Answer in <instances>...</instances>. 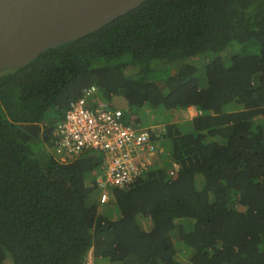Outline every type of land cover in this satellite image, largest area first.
I'll list each match as a JSON object with an SVG mask.
<instances>
[{
  "label": "trees",
  "instance_id": "obj_1",
  "mask_svg": "<svg viewBox=\"0 0 264 264\" xmlns=\"http://www.w3.org/2000/svg\"><path fill=\"white\" fill-rule=\"evenodd\" d=\"M208 55L203 72L173 66ZM90 85L129 125H140L133 111L172 118L167 155L111 190L118 214L108 217L98 212L102 154L61 163L51 151L69 102ZM189 107L198 114L179 123ZM89 254L264 264V0H146L0 72V264H86Z\"/></svg>",
  "mask_w": 264,
  "mask_h": 264
},
{
  "label": "built area",
  "instance_id": "obj_2",
  "mask_svg": "<svg viewBox=\"0 0 264 264\" xmlns=\"http://www.w3.org/2000/svg\"><path fill=\"white\" fill-rule=\"evenodd\" d=\"M161 132V128L143 129L125 123L121 112L113 110L100 98L98 88L90 85L69 102L54 129L51 151L61 163L82 154L101 153L103 170L98 178V202L105 205L110 201L111 190L129 187L154 166Z\"/></svg>",
  "mask_w": 264,
  "mask_h": 264
},
{
  "label": "water",
  "instance_id": "obj_3",
  "mask_svg": "<svg viewBox=\"0 0 264 264\" xmlns=\"http://www.w3.org/2000/svg\"><path fill=\"white\" fill-rule=\"evenodd\" d=\"M146 0H0V72L79 39Z\"/></svg>",
  "mask_w": 264,
  "mask_h": 264
},
{
  "label": "rangeland",
  "instance_id": "obj_4",
  "mask_svg": "<svg viewBox=\"0 0 264 264\" xmlns=\"http://www.w3.org/2000/svg\"><path fill=\"white\" fill-rule=\"evenodd\" d=\"M229 56V51H227L224 56ZM201 58V59H200ZM212 57L211 56H205V57H199L198 60H191V59H186L183 61H179L176 62L173 66L177 67L180 66V64H194L195 66H197L200 71L203 70V66L211 61ZM203 72V71H202ZM133 114H136L137 117H139L140 119V125H138V127L140 128H145V129H149L147 128L148 126L152 125V127H156V128H161V130L163 129V127L165 126V124L167 122H171L172 118L169 119L171 116H169L166 111L163 108H159L157 110H143V111H133ZM185 116L189 113H184ZM184 116V117H185ZM194 117V116H192ZM181 118V117H180ZM180 118H178V122L183 124L182 121L180 120ZM150 127V128H152ZM98 212L99 214L103 215V216H111V214L116 215L118 214L116 207L113 206L112 202L108 203L107 205H100L98 204ZM182 262L186 261V257H185V253L183 252L182 255ZM88 262H90L91 264H111L108 260L106 259H95L91 254H89V259L87 260Z\"/></svg>",
  "mask_w": 264,
  "mask_h": 264
},
{
  "label": "crops",
  "instance_id": "obj_5",
  "mask_svg": "<svg viewBox=\"0 0 264 264\" xmlns=\"http://www.w3.org/2000/svg\"><path fill=\"white\" fill-rule=\"evenodd\" d=\"M184 113H189V114H187V115L185 116ZM180 114H181V116H182V118H183L181 121L183 122V121H185V120H190V119L192 118V116H195V115L197 114V111L195 110L194 107H189V108L185 109L183 112H181ZM184 116H185V117H184ZM186 122H187V121H186ZM157 139H159V143H158V145H159V150H158L156 156L154 157V160H155V162H156V163L154 164L155 167L158 166V165H160L161 160H162V156H163L164 154L167 155V153H168V152H165L166 150H165V148L163 147L164 144L161 143V141H160V140H161V135H160Z\"/></svg>",
  "mask_w": 264,
  "mask_h": 264
},
{
  "label": "bare ground",
  "instance_id": "obj_6",
  "mask_svg": "<svg viewBox=\"0 0 264 264\" xmlns=\"http://www.w3.org/2000/svg\"><path fill=\"white\" fill-rule=\"evenodd\" d=\"M195 116H196V115H195ZM195 116H194V117H195ZM192 118H193V117H192Z\"/></svg>",
  "mask_w": 264,
  "mask_h": 264
}]
</instances>
